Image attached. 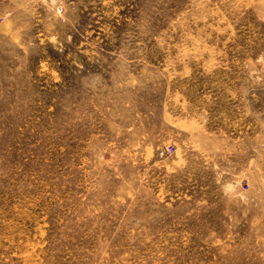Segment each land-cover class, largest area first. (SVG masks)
<instances>
[{"label": "rangeland", "instance_id": "1", "mask_svg": "<svg viewBox=\"0 0 264 264\" xmlns=\"http://www.w3.org/2000/svg\"><path fill=\"white\" fill-rule=\"evenodd\" d=\"M0 264H264V0H0Z\"/></svg>", "mask_w": 264, "mask_h": 264}]
</instances>
